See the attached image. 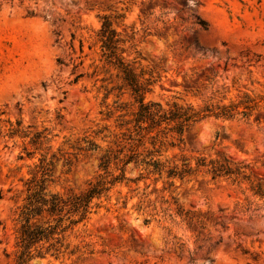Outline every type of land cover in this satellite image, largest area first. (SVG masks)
<instances>
[{
  "label": "rangeland",
  "instance_id": "rangeland-1",
  "mask_svg": "<svg viewBox=\"0 0 264 264\" xmlns=\"http://www.w3.org/2000/svg\"><path fill=\"white\" fill-rule=\"evenodd\" d=\"M103 21L115 55L151 81L144 101L252 105L248 116L194 123L161 156L225 157L248 179L198 175L169 187L154 175L134 182L140 170L128 165L130 181L115 184L72 237L92 253L29 264H264V197L250 189L264 185V0H0V264H13L14 210L40 153L50 160L59 147L72 152L67 139L93 141L98 148L70 167L52 166L50 191H79L103 173L104 135L137 107L108 63ZM17 124L46 135L32 158L28 139L7 135Z\"/></svg>",
  "mask_w": 264,
  "mask_h": 264
},
{
  "label": "trees",
  "instance_id": "trees-1",
  "mask_svg": "<svg viewBox=\"0 0 264 264\" xmlns=\"http://www.w3.org/2000/svg\"><path fill=\"white\" fill-rule=\"evenodd\" d=\"M113 33L110 23L103 21L99 37L107 56L115 59L114 62L109 60L108 63L116 66L122 73L121 78L126 88L132 96L138 98L137 107L131 112L120 114L115 128L108 130V134L104 135L108 140L99 165L103 173H98L79 191H50L48 182L52 166L55 161L62 159L63 165L70 167L78 154L98 148L93 141L86 136L77 138L73 143L67 139L66 143H69L72 152L63 151L59 147L60 157L52 154L50 160L40 153L31 175L23 181V196L14 210L11 245L13 264H29L35 259H59L66 254L92 253V250H88L87 243L74 244L72 237L75 236L79 225L86 222L100 207L101 198L107 196L115 184L130 181L126 176L128 165L140 170L134 182L154 175L155 183L164 177L169 187L173 186L177 179L181 183L188 182L198 175L208 176L211 181L225 178L241 182L248 179L246 166L242 162H233L225 157L199 156L192 164L188 158L183 157L178 163L167 158L161 159V156L163 148L181 142L184 132L194 123L210 117L234 119L239 113L248 116L252 105L245 104L239 111L238 104H204L194 107L189 103L182 104L177 101H144L151 81L138 78L129 68L126 59L115 55L117 46L112 40ZM121 52H125V49H121ZM17 125L11 127L7 135L10 138L19 136L28 139L23 142L22 150L26 157L32 158L36 151L41 150L42 144L47 140L46 135L43 131L32 132L23 129L20 124ZM174 140H177V143ZM22 157L19 155L20 159ZM250 189L255 195L264 197V185L251 184ZM178 215L189 221L194 219L181 209H178Z\"/></svg>",
  "mask_w": 264,
  "mask_h": 264
}]
</instances>
